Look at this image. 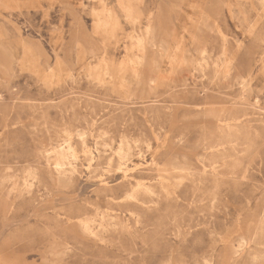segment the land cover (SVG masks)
<instances>
[{
	"label": "rangeland",
	"instance_id": "1",
	"mask_svg": "<svg viewBox=\"0 0 264 264\" xmlns=\"http://www.w3.org/2000/svg\"><path fill=\"white\" fill-rule=\"evenodd\" d=\"M210 261L264 264V0H0V264Z\"/></svg>",
	"mask_w": 264,
	"mask_h": 264
},
{
	"label": "bare ground",
	"instance_id": "2",
	"mask_svg": "<svg viewBox=\"0 0 264 264\" xmlns=\"http://www.w3.org/2000/svg\"><path fill=\"white\" fill-rule=\"evenodd\" d=\"M154 58H155V57H154ZM123 151H124V149H122V151L120 152V157H121V158L125 155V153H124ZM60 159H61V158H60ZM56 164L59 166V165H61V162H56ZM130 196H133V194H130ZM88 222H89V221H82V222L79 223V226H81V229H82L83 232L94 233L93 228H91V226L89 225ZM90 224H91V223H90ZM244 244H245L244 241L241 242L240 247L242 248V247L244 246ZM248 245H249V244H248ZM209 264H214V263H212V262L210 261Z\"/></svg>",
	"mask_w": 264,
	"mask_h": 264
}]
</instances>
